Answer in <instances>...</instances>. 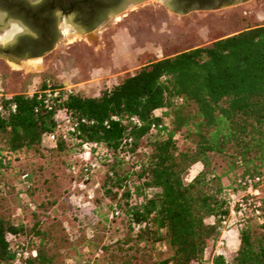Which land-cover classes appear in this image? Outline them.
Masks as SVG:
<instances>
[{
	"label": "trees",
	"instance_id": "obj_1",
	"mask_svg": "<svg viewBox=\"0 0 264 264\" xmlns=\"http://www.w3.org/2000/svg\"><path fill=\"white\" fill-rule=\"evenodd\" d=\"M10 104L13 113L6 111ZM57 106L86 123L65 137L56 133L54 147L47 149L41 136L55 132L52 112L38 106L34 93L0 97V182L7 191L15 190L20 173H29L19 171L10 185L2 180L19 154L52 151L68 159L78 142H98L109 152L99 184L102 197L113 201L105 219H123L125 226L124 239L114 246L126 251L118 264H264V23L148 62L94 97L61 94ZM157 109L161 116L153 115ZM151 124L160 128L151 130ZM179 136L191 147L178 149ZM214 156L223 159L221 169ZM196 163L200 170L187 179ZM254 178L259 179L253 187L259 189L262 217H236L237 244L231 253L221 238V222L231 200ZM113 208L119 216L109 218ZM23 230L22 221L0 218V264L13 260L7 235L18 239ZM37 230L35 223L29 228L34 235ZM220 239L217 253L204 263L206 250L211 252ZM24 246L35 256L21 264H51L42 239ZM160 248L167 253L163 258Z\"/></svg>",
	"mask_w": 264,
	"mask_h": 264
},
{
	"label": "rangeland",
	"instance_id": "obj_2",
	"mask_svg": "<svg viewBox=\"0 0 264 264\" xmlns=\"http://www.w3.org/2000/svg\"><path fill=\"white\" fill-rule=\"evenodd\" d=\"M140 4L133 5L136 9L127 13V17L117 15L107 21L103 30L96 29L90 35L63 29L61 38L33 59L24 57L6 62L0 59V97L30 95L47 80L56 86H70V91L82 96L94 97L148 62L206 46L223 36L264 23V6L256 8L253 17L241 20L236 14L240 8L237 11L222 8L212 12L189 13L176 18L155 16L156 12L149 7L140 8ZM25 62L32 69L17 67ZM175 142L180 150L191 147L190 142L180 136ZM66 160V154L52 151L19 154L2 175V180L10 185L19 171L29 172L34 180L30 198L35 210H22L17 215L20 203L9 187L4 197L0 198V218L23 222V233L16 239L18 244H36L42 239L51 264H118L126 251L119 252L114 246L124 239V220L118 218L108 222L105 219L107 205L113 201L100 193L96 198V208L91 213L79 212L71 207L67 198ZM212 162L218 169L224 165L221 157H212ZM197 169L191 166L185 174L186 178L192 177ZM103 177L101 171L100 182ZM261 190L260 195L264 196V184ZM33 223L38 228L35 235L29 232ZM89 232L91 238L87 237ZM122 245L124 248L130 246L129 242ZM158 251L162 258L167 254L163 248ZM210 255L207 249L204 263Z\"/></svg>",
	"mask_w": 264,
	"mask_h": 264
},
{
	"label": "flooded vegetation",
	"instance_id": "obj_3",
	"mask_svg": "<svg viewBox=\"0 0 264 264\" xmlns=\"http://www.w3.org/2000/svg\"><path fill=\"white\" fill-rule=\"evenodd\" d=\"M136 3L155 16L176 18L240 8L236 14L244 20L264 6L263 0H0V59H33L50 49L63 29L90 35L117 15L127 17Z\"/></svg>",
	"mask_w": 264,
	"mask_h": 264
},
{
	"label": "built area",
	"instance_id": "obj_4",
	"mask_svg": "<svg viewBox=\"0 0 264 264\" xmlns=\"http://www.w3.org/2000/svg\"><path fill=\"white\" fill-rule=\"evenodd\" d=\"M70 92V88L66 86L53 87L50 81H44L42 89L35 92L38 106L44 110L52 112L53 123L55 125V132H47L42 134L41 141L44 147L52 148L55 145L56 133L62 137L67 134L75 133L77 124H85L84 119L73 120L71 116L62 107L57 106L60 101V95ZM33 94V93H32ZM31 95V94H30ZM27 95V96H30ZM15 105L10 104L6 111L13 113ZM38 107L34 108L37 112ZM2 108L0 107V114ZM129 121L137 124L134 117H130ZM106 122L103 123L105 125ZM160 124H151L150 129H159ZM129 143L130 140H125ZM109 157V152L101 143L93 141H80L74 152L66 160L65 173L67 176V198L73 209L79 212L91 213L93 209V201L97 194L100 193V173L102 161ZM6 160L9 159L7 156ZM259 181L258 178L246 181V188L242 194L235 196L229 205L228 214L224 221L221 222L222 231L221 238L224 240V246L227 248V235L229 232H234L237 240V227L235 226L236 217L241 215H250L258 221L262 217L261 200L259 198V189L253 187L254 183ZM32 183L29 173L23 172L18 175L15 182V197L20 203L17 210V215L22 213V210L32 212L35 205L31 198L26 194ZM7 192L6 186L0 182V198L4 197ZM119 216V211L113 208L109 214V218H116ZM136 229V228H135ZM87 237L91 238V232L87 233ZM7 240L10 243L13 260L10 264H21L24 259L33 258L35 251L28 247L18 244L16 238L7 235ZM222 244L221 239L214 245L211 254L217 253L218 247Z\"/></svg>",
	"mask_w": 264,
	"mask_h": 264
},
{
	"label": "bare ground",
	"instance_id": "obj_5",
	"mask_svg": "<svg viewBox=\"0 0 264 264\" xmlns=\"http://www.w3.org/2000/svg\"><path fill=\"white\" fill-rule=\"evenodd\" d=\"M17 65L15 64V66H17ZM12 66H14V65L12 64ZM17 67L24 69V70L32 69V67L27 62L22 63L21 65L19 64ZM15 69H17V68H15ZM236 244H237V240L235 238L234 232H229L227 235V247L229 248L231 253L233 252L234 248L236 247Z\"/></svg>",
	"mask_w": 264,
	"mask_h": 264
},
{
	"label": "crops",
	"instance_id": "obj_6",
	"mask_svg": "<svg viewBox=\"0 0 264 264\" xmlns=\"http://www.w3.org/2000/svg\"><path fill=\"white\" fill-rule=\"evenodd\" d=\"M63 86H64V85H63ZM66 87L70 88V86H66ZM161 112H162L161 109H157V110L153 111V115H154V116H161ZM192 167H198L196 173H197V172L200 170V168H201V166H200L199 163L194 164ZM196 173H195V174H196ZM195 174H194V175H195ZM194 175H192V177H193Z\"/></svg>",
	"mask_w": 264,
	"mask_h": 264
}]
</instances>
